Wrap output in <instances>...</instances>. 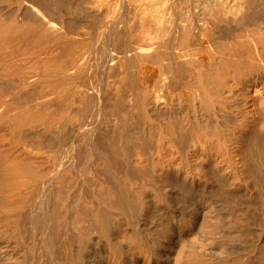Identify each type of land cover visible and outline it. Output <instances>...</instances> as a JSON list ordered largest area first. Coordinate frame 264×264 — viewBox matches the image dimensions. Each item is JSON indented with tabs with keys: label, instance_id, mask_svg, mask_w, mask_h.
<instances>
[{
	"label": "bare ground",
	"instance_id": "obj_1",
	"mask_svg": "<svg viewBox=\"0 0 264 264\" xmlns=\"http://www.w3.org/2000/svg\"><path fill=\"white\" fill-rule=\"evenodd\" d=\"M0 264H264V0H0Z\"/></svg>",
	"mask_w": 264,
	"mask_h": 264
}]
</instances>
